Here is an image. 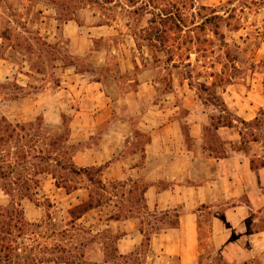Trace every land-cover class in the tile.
I'll return each instance as SVG.
<instances>
[{"label": "rangeland", "instance_id": "obj_1", "mask_svg": "<svg viewBox=\"0 0 264 264\" xmlns=\"http://www.w3.org/2000/svg\"><path fill=\"white\" fill-rule=\"evenodd\" d=\"M96 1L0 0V28L10 24L9 18L14 24L26 22L53 28L54 24L60 26L68 19L81 22L84 17L87 18L82 29L85 33L91 23L108 22L115 28L110 37H93L92 43L88 36V46L85 42L80 45L84 53L74 57L67 53L62 37L49 45L46 38L35 36V49L28 37L15 39L13 44L10 42L14 48L9 50L8 56L16 71L23 65V58L34 72L28 79L19 76L17 81L16 77L12 79L10 76L9 80L0 81V117L4 116L12 123L36 124V132L30 131L25 138L26 142L33 140L28 142L33 144L29 145L32 149L25 148L32 156L40 148L44 152L47 150L46 137L61 136V139L50 148L52 158H57L58 162L31 160L26 164L30 173L43 171L38 175L37 187L31 182L16 185L8 182L13 189L11 195L0 188V206L18 202L23 212L20 227H14L19 218L17 215L12 221L0 216V236L5 238L0 256L8 255L6 264H127L114 259L118 251L116 241L123 228L119 221L143 212L141 194L145 181L142 176L132 177L128 172H121L140 161L120 158L119 153L142 150L148 137V131L140 124L142 113L160 102L165 109L164 119L176 117L180 120L187 107L180 106L173 111L172 104H191L196 114L197 110H202L200 102L205 101V111L210 117L221 113L226 118L235 115L243 119L239 114L241 110L225 105L223 92L227 98L242 100L246 91H264V0H193L192 8L183 9L184 21L179 29L170 22H158L157 12L168 9L160 3L167 4L169 0H153L157 8L150 6L148 0H139L132 8L126 7L130 5L128 0ZM20 2L23 8H20ZM178 3L188 5L189 0H179ZM82 8L84 10L80 11ZM132 9H138L139 14L126 11ZM174 16H177L175 10ZM151 20L156 21L150 23ZM132 32L136 33L134 46L130 37L125 35ZM91 46L99 53L88 52L87 48ZM4 52L0 46V53ZM62 63L74 68L64 71ZM76 70L86 71L88 77L103 79L108 96L103 98L105 102L90 108L86 101H79L74 95L57 88L61 85L62 73L72 74ZM37 71L43 75L36 74ZM23 79L28 80L30 88H21L19 82ZM224 106L228 113L221 112ZM98 108V113L104 112L106 118L121 115L136 126L126 139L132 140L131 145L126 144V148L116 151V155L107 161L97 149H87L98 143L105 128L104 122L97 127L92 125L96 115V112L92 113L93 109ZM80 111L86 113L84 121L80 120ZM258 112L259 109H255V116L261 118ZM104 115L102 113L101 117ZM80 121L82 124L77 125ZM209 127L204 129V144L220 150L221 144ZM239 127L243 129L242 125ZM182 129L186 134L185 125ZM243 131L259 133L260 141L251 149L264 158V128L251 126ZM72 132L74 135L82 132L83 139H78V135L70 137ZM66 137H70L69 142H65ZM187 142L190 141L187 139ZM7 148H1L5 155ZM76 154L78 158L75 160ZM70 164L76 168L89 167L91 181L82 172H74ZM27 186L29 191L25 190ZM21 195H28L30 199L24 197L20 200ZM89 199L93 207L80 217L69 213L74 206ZM161 217L156 214V220ZM208 220L209 216L204 214L203 228ZM163 225H151L147 232ZM255 227H264V222ZM146 245L142 243L137 250L125 254L126 262L148 264ZM202 245L205 249L203 256L208 257L211 250H208L207 238L202 240ZM174 262L171 260L172 264Z\"/></svg>", "mask_w": 264, "mask_h": 264}, {"label": "crops", "instance_id": "obj_2", "mask_svg": "<svg viewBox=\"0 0 264 264\" xmlns=\"http://www.w3.org/2000/svg\"><path fill=\"white\" fill-rule=\"evenodd\" d=\"M19 6L23 8L21 2ZM92 17L90 16V19ZM9 19L10 24L0 28V46L5 49L4 53H0V81L9 80L10 76L12 79L16 77L17 81L19 76L28 79L30 73L34 72L27 65V59L22 58L23 65L17 71L13 66L8 52L13 50L15 39L28 37L35 49V36L46 38L49 45L62 37L65 39L67 53L74 57L84 53L80 45L85 42L88 46V36L92 38V43L93 37L105 39L110 37L115 29L112 25L91 23L88 30L92 33H87L88 30L85 33L82 30L83 24L87 23L85 17L81 18V22L68 19L60 26L54 24L53 28L26 22L14 24L13 20ZM20 19L25 20L24 17ZM53 20L57 19L54 17ZM125 35L130 37L134 46V37L131 34ZM87 49L90 53H99L93 46ZM70 67L73 66L64 65V71H70ZM36 74L43 75L38 71ZM86 74V71L77 70L72 74L64 72L61 75V85L57 88L74 95L79 101H86L90 108H93L99 105V102H105L104 99L108 96L104 90L103 79L88 77ZM113 80L117 84L116 79ZM19 85L21 88H30L28 80L25 79L19 82ZM222 99L228 108L241 110L239 114L244 120L253 119L255 109L264 108L262 89L246 91L242 100L227 98L223 92ZM180 106L187 107L181 121L176 117L164 119L165 109L160 102L149 106V109L142 113L143 120L140 123L148 131L142 150L132 149L119 153L120 158L140 161L138 164H131L125 171L120 169L132 177L142 176L145 185L141 194L143 212L139 211L119 221L123 228L116 241V250L123 255L132 253L142 246L144 239L149 235L145 255L148 264H172L171 260H175L174 264H264V227H255L264 222V167L255 170L250 168V158H263L260 153L251 149L257 142L249 143L246 152H238L230 145L240 143L238 133L232 128L219 127L214 133L221 144L220 150L224 149L225 156L209 155L202 149L204 129L210 126V115L205 111L206 106L200 102L199 107H202V110H197V115L194 107L184 102L172 104L171 108L174 111ZM99 109H93L92 113L96 112V115L94 120L92 119V125L97 127L104 122L105 128L100 133L98 143L87 149H97L104 161H107L116 155V151H120L122 147L126 148V144L131 145L132 140L126 139L136 126L134 127L129 118L121 115L106 118L102 112L104 116L101 117ZM84 114L86 113L78 112V115H81L80 120L84 121ZM80 124L81 121L77 125ZM182 125H185L186 134ZM82 132L80 135L78 132L74 135L72 132L70 137L78 135L80 139L83 137ZM186 138L190 142H187ZM77 158L78 154L74 156L75 160ZM161 213H168V216L177 214L178 223L175 226L164 224L158 231L154 229L155 231L147 232L151 225L162 224L160 220H156V214ZM204 214L209 216L206 228H203ZM205 238L208 240V250H211L208 257L203 256L205 249L202 240Z\"/></svg>", "mask_w": 264, "mask_h": 264}, {"label": "trees", "instance_id": "obj_3", "mask_svg": "<svg viewBox=\"0 0 264 264\" xmlns=\"http://www.w3.org/2000/svg\"><path fill=\"white\" fill-rule=\"evenodd\" d=\"M89 3H97L96 0H86ZM130 5H126L127 8H132L139 0H128ZM163 1V0H160ZM179 0H169L166 3L161 2L160 5H166L168 9L159 10L157 12L156 16L159 19V23L166 21L170 22L171 25H173L176 29H179L180 25H183V9L185 8H192L193 7V0H189V4L186 5L185 3H178ZM147 3L152 6L153 8H157L155 6L153 0H148ZM173 10L177 12V16L173 17ZM129 13H132L134 15L139 14L138 9H132V10H126ZM179 13V14H178ZM156 20H151L150 23H154ZM103 24L110 25L108 22H105ZM134 38L136 37V33L132 32L130 33ZM136 41V39H135ZM137 43V41H136ZM203 104H206L205 101L202 102ZM224 113H228V109L226 106L223 107L222 111ZM258 115L261 116L259 118L258 116H255L252 120L246 121L244 119L237 118L235 115H231V118L224 117L221 113L218 115H214L210 117V130H216L219 127H228L235 130L238 135L240 136V143L237 145H231V148L233 150H236L238 152H246L249 146V143L251 142H259L260 141V135L257 132L250 131L247 133H244L243 129H247L248 127L254 126L255 128L258 126H262L264 128V110L259 109ZM239 125H242L243 129L239 127ZM36 124L34 122H27V123H12L8 119H6L4 116L0 117V188L7 194L11 195L12 188L10 187V182L12 185H16L18 183H28L31 182L34 187L38 186L39 179L38 175L43 173V171H34L33 173H30L28 171V168H26V164L29 163L31 160H37L41 163H49L52 160H56L57 158H52L51 156V150L50 148L57 145L59 143V140L61 139V136H58L56 138H47V141L44 142L46 145L47 150L44 152L41 148L38 150L37 154L30 155L29 150H25V148L32 149L33 144H28V142L32 141H25L26 136L29 135V132L34 130L36 132V129L34 128ZM45 139V137H44ZM24 141V143H21ZM68 141V137H66L65 142ZM7 146L6 155L3 154L2 147ZM202 149L204 151H207L209 155H214L215 157H224L225 152L224 149H210L205 144L202 146ZM58 162V161H57ZM70 168L74 172H82L87 177L89 176V167L84 168H76L74 165ZM264 167V158H250V168L252 170L258 169ZM88 179L91 181V178L88 177ZM9 182V183H8ZM26 191H29L30 188L27 186L25 188ZM69 191V189H67ZM24 197H27L30 199L28 195H21L20 200ZM11 204V203H10ZM93 207V204L91 202V199L81 202L80 204L74 206L71 210H69V213L71 215L80 217L83 213L88 211ZM75 212H77L75 214ZM14 215H17L19 217L17 219V223H15L14 227H20V219L23 218V212L21 209L20 203H13L6 207L0 206V216H6L9 221H12V217ZM162 217L160 218V221L162 223H166L170 226H175L178 223V216L177 214H173L171 218H168V213H161ZM21 217V218H20ZM19 223V224H18ZM8 226H11V224H8ZM20 230V228H18ZM156 231L160 230V228H156ZM153 230V231H155ZM2 232V231H1ZM6 234H9L8 230L4 231ZM5 238L0 236V248L3 247V241ZM149 235L146 236L144 239L145 244L148 243ZM121 259L122 261H125L127 264H134L126 262L127 256L120 254L118 251H116L114 255V259ZM9 259L7 254H4V257L1 258L0 256V264H6L7 260ZM139 264V263H138Z\"/></svg>", "mask_w": 264, "mask_h": 264}]
</instances>
